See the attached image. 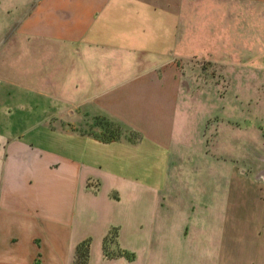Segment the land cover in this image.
Returning a JSON list of instances; mask_svg holds the SVG:
<instances>
[{
	"label": "crops",
	"instance_id": "crops-1",
	"mask_svg": "<svg viewBox=\"0 0 264 264\" xmlns=\"http://www.w3.org/2000/svg\"><path fill=\"white\" fill-rule=\"evenodd\" d=\"M2 1L25 12L0 38V264H75L83 242L84 264H264V152L232 160L223 128L208 146L180 83L212 2ZM99 118L139 137L80 127Z\"/></svg>",
	"mask_w": 264,
	"mask_h": 264
},
{
	"label": "rangeland",
	"instance_id": "rangeland-1",
	"mask_svg": "<svg viewBox=\"0 0 264 264\" xmlns=\"http://www.w3.org/2000/svg\"><path fill=\"white\" fill-rule=\"evenodd\" d=\"M210 2L209 6L190 14L198 28L185 30V33L196 37V46L194 50L184 43L181 46V59L177 60L183 70L180 83L196 91L199 100H203L204 105L199 107L203 118L199 119L205 125L206 144L209 146L212 138L224 129L229 135L231 159H238L233 156L234 152L237 154L233 150L238 149L239 163L244 161L252 166L256 152H264V8L258 12L257 8ZM24 12L25 9L22 12L20 8L14 9L10 2L0 3V38L15 35L14 26ZM80 127L103 139L119 137L134 141L139 137L136 130L105 118ZM227 139L225 136V143ZM114 235L115 228H112L103 241L107 257L123 254L114 246ZM79 247L74 261L84 264L87 242Z\"/></svg>",
	"mask_w": 264,
	"mask_h": 264
},
{
	"label": "trees",
	"instance_id": "trees-1",
	"mask_svg": "<svg viewBox=\"0 0 264 264\" xmlns=\"http://www.w3.org/2000/svg\"><path fill=\"white\" fill-rule=\"evenodd\" d=\"M79 246H80V245H79ZM79 246H78V247H79ZM78 247H77V251H78ZM79 249H80V247H79ZM122 253H123L124 255H126L125 252L122 251ZM123 254H122V255H123Z\"/></svg>",
	"mask_w": 264,
	"mask_h": 264
}]
</instances>
